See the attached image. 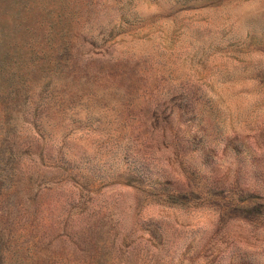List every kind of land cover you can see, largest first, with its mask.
Listing matches in <instances>:
<instances>
[{"label":"rangeland","instance_id":"1","mask_svg":"<svg viewBox=\"0 0 264 264\" xmlns=\"http://www.w3.org/2000/svg\"><path fill=\"white\" fill-rule=\"evenodd\" d=\"M0 264H264V0H0Z\"/></svg>","mask_w":264,"mask_h":264}]
</instances>
